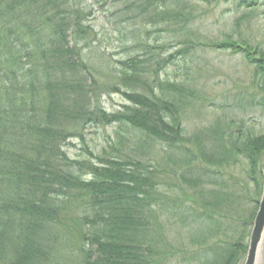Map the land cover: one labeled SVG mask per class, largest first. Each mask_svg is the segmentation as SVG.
I'll list each match as a JSON object with an SVG mask.
<instances>
[{
    "label": "trees",
    "instance_id": "obj_1",
    "mask_svg": "<svg viewBox=\"0 0 264 264\" xmlns=\"http://www.w3.org/2000/svg\"><path fill=\"white\" fill-rule=\"evenodd\" d=\"M141 1H127L126 12L146 8ZM155 1L161 4L150 19L164 24H188L191 19L179 11L183 0L170 2V9L167 0H146ZM256 1L240 0L239 5L251 8ZM86 17L80 0H0V264H46L58 255L64 235L78 248L82 264H166L172 257L160 217L166 205L181 209L183 201L177 196L167 201L150 161L122 160L116 148L97 157V162L70 159L63 145L71 138L83 140L86 126H117L122 133L131 131L182 152L187 169L198 173L194 194L211 207L192 225L198 231L194 243L199 248L190 252V258L184 256L186 264H243L247 229L262 193L264 136L235 139L219 126L208 131L207 136H230L229 149L214 143L201 151V159L207 160L206 165H221L232 158L234 166H242L241 182L232 181L252 188L241 189L243 196L205 190L209 174L193 163L194 152L183 137L180 106L168 99L170 90L179 95L192 91L177 84V78L173 83L160 80L162 66L173 64V57L159 59L152 50L165 47L143 44V50L152 51L150 59H129L117 73L118 82L103 75L99 82L93 72H102L83 53L95 37ZM227 40L208 47L241 53L264 74V52ZM101 91L123 94L126 104L107 113L97 95ZM124 141L120 137V145ZM233 199L256 203L249 219L228 217L230 204L233 210L239 205L229 203ZM88 242L91 248L86 247Z\"/></svg>",
    "mask_w": 264,
    "mask_h": 264
},
{
    "label": "rangeland",
    "instance_id": "obj_2",
    "mask_svg": "<svg viewBox=\"0 0 264 264\" xmlns=\"http://www.w3.org/2000/svg\"><path fill=\"white\" fill-rule=\"evenodd\" d=\"M115 1L80 0L86 9L85 23L93 28L95 34L86 43L83 53L89 64L102 72H93L94 77L99 82H103L101 75L118 82L117 73L123 70L122 64L129 59L139 57V60L147 61L153 53L155 57L168 61L172 56L175 61L162 66L160 80L173 83L177 78V84L182 83L188 87L187 91H192L179 95L170 90L168 99L176 100L180 106L183 137L187 148L194 152L193 163L198 162L209 174V177L204 178L205 190L222 189L227 194L243 196L241 189L252 187L246 188L245 184L236 186L232 181L234 178L241 182V164L234 166L235 160L227 158L221 165H206L208 162L201 159V151L211 148L214 143L229 149L230 136L235 139H245L247 135L255 138L264 136V74L259 73L254 65H249L243 54H231L230 50H217L208 46L230 39L240 45L251 44L259 52H264V0L256 1L251 8L244 5L240 7V0H222L212 4H209L211 0H183L179 11L191 18L188 24H164L150 19L151 14L159 10L160 1L148 4L142 0L141 4L146 8H134L129 12L124 6L129 0ZM167 1L169 3L166 5L170 9V2L174 0ZM143 44L151 48H165L152 52L143 50ZM179 51L183 52L177 54ZM97 95L107 113L114 114L126 104L121 93L101 91ZM217 126L224 130L223 133L231 135L223 138L213 134L207 136V132H212ZM122 136L125 141L120 145ZM115 148L120 151L117 157L122 160L131 157L150 161L159 175V188L167 201L174 196L183 201L184 206L176 209L175 213L170 214L165 210L160 222L164 224L161 233L166 241L165 247L172 252L166 264H186L184 256L190 258V252L199 248L194 243L198 231L192 225L204 209L211 208L202 203L200 195L194 194L199 186L195 181L198 173L187 169L184 163L186 157L182 152L150 142L131 131L122 133L117 126H86L83 140L71 138L63 145L70 159L93 162H97V157L108 156ZM187 160L189 162L190 159ZM232 202L239 205L233 210L234 205L230 204L228 217L241 216L239 221L244 222L254 213L255 202H242L240 199L229 201ZM243 203L246 204L245 208ZM185 220H188L191 229L183 223ZM201 221L199 219L198 224ZM67 223L70 225V222ZM248 231L250 233L252 228L247 229V234ZM60 238L62 241L58 255L49 257L46 264H82V256L69 237L64 235ZM90 246L88 242L86 247ZM191 263L194 264L193 261ZM260 264H264V250Z\"/></svg>",
    "mask_w": 264,
    "mask_h": 264
},
{
    "label": "water",
    "instance_id": "obj_3",
    "mask_svg": "<svg viewBox=\"0 0 264 264\" xmlns=\"http://www.w3.org/2000/svg\"><path fill=\"white\" fill-rule=\"evenodd\" d=\"M260 201L249 237V247L244 264H260L261 253L264 250V182Z\"/></svg>",
    "mask_w": 264,
    "mask_h": 264
},
{
    "label": "bare ground",
    "instance_id": "obj_4",
    "mask_svg": "<svg viewBox=\"0 0 264 264\" xmlns=\"http://www.w3.org/2000/svg\"><path fill=\"white\" fill-rule=\"evenodd\" d=\"M165 210H166V212H169L170 214H173V213L176 212V210L172 206H170V205H166ZM245 244L247 245V249H248V247H249V238L247 239V241H246Z\"/></svg>",
    "mask_w": 264,
    "mask_h": 264
}]
</instances>
